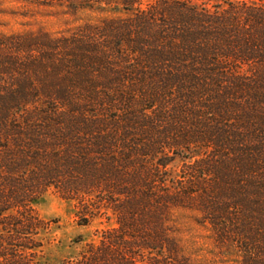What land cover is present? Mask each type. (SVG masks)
I'll use <instances>...</instances> for the list:
<instances>
[{
    "label": "trees",
    "instance_id": "obj_1",
    "mask_svg": "<svg viewBox=\"0 0 264 264\" xmlns=\"http://www.w3.org/2000/svg\"><path fill=\"white\" fill-rule=\"evenodd\" d=\"M121 10L69 34L0 35V264H42L35 206L50 191L80 226L101 210L117 225L63 264H181L179 210L236 264H264V0Z\"/></svg>",
    "mask_w": 264,
    "mask_h": 264
},
{
    "label": "rangeland",
    "instance_id": "obj_2",
    "mask_svg": "<svg viewBox=\"0 0 264 264\" xmlns=\"http://www.w3.org/2000/svg\"><path fill=\"white\" fill-rule=\"evenodd\" d=\"M63 6L40 7L15 1H0V35L49 33L69 34L84 24L98 25L110 18L125 16L123 0H66ZM155 0H141L142 8ZM75 5L77 11L70 10ZM182 163L176 160L170 175H178ZM37 214L48 223L44 233V247L38 255L42 264H63L78 259L90 244L97 245L102 233L117 227L111 212L101 210L87 226L78 224L76 202L65 201L53 191L48 192L35 206ZM195 213L173 211L170 217L172 237L180 247L181 264H236L238 256L233 248L218 247L211 232L196 222ZM154 257V258H153ZM147 256L145 264L157 261Z\"/></svg>",
    "mask_w": 264,
    "mask_h": 264
}]
</instances>
